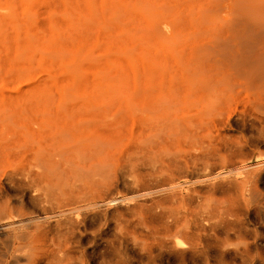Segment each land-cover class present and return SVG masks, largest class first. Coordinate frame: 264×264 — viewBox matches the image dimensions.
Instances as JSON below:
<instances>
[{"label": "bare ground", "instance_id": "bare-ground-1", "mask_svg": "<svg viewBox=\"0 0 264 264\" xmlns=\"http://www.w3.org/2000/svg\"><path fill=\"white\" fill-rule=\"evenodd\" d=\"M231 1L223 20L213 0L147 2L155 11V17L145 19L155 45L186 31V43L203 49L187 46L170 52L169 59L152 60L153 92L142 97L159 117L139 122L133 145L121 152L123 165L112 158L125 132L106 124L100 108L84 116L67 113L53 123H0V264H264V153L253 154L255 162L248 163L252 148L264 149V14L253 10L264 0L248 1L254 7ZM8 2L0 29L7 23L14 36H0V63L6 74L19 75L24 67L16 58L32 60L29 55L36 50L53 57V47L42 49L53 40V20L47 23L48 34L35 37L32 17L12 18ZM202 32L215 38L210 52L202 51L205 38L203 46L197 43L205 37ZM21 37L37 41L23 44ZM204 60L211 65L202 72ZM41 87L26 94L51 92L53 81ZM240 92L246 98L235 120L248 124L250 137L242 144L227 140L220 147L206 143L196 149L185 134L191 132L185 125H195L176 114L181 105H199L196 126L209 124L204 129L210 130L217 102L220 106ZM170 107H176L171 113L177 116H168ZM166 131L172 136L161 137ZM115 164L133 197L110 196L103 170Z\"/></svg>", "mask_w": 264, "mask_h": 264}, {"label": "rangeland", "instance_id": "rangeland-1", "mask_svg": "<svg viewBox=\"0 0 264 264\" xmlns=\"http://www.w3.org/2000/svg\"><path fill=\"white\" fill-rule=\"evenodd\" d=\"M4 1L5 0H0V14L5 16L7 10L3 11L2 9ZM148 1L149 0H9L8 3L15 12L12 18L20 22L24 18L32 17V20H34L33 24L35 23L32 31H34V33H41L36 35L31 32V35H35V37L45 36V33H47V23L53 20V40L47 41L42 48L53 47V57L36 50L29 55L32 56V60H21L16 58V62L24 67L20 70L19 75H13L8 72L6 74L7 68L4 66L5 64L0 63V66L2 65L0 67V123H23L31 125L35 123H53V119L60 118L61 115H66L67 113V115L81 113V116H84V114L88 115V113H93L100 108L99 110L101 112L99 114L106 124H116L125 132L112 158L115 163L117 161V166L118 164L119 166L123 165V159L120 158L121 152L125 147L133 145V140L137 138V136H134L140 125L139 122L141 124L143 122L153 123L156 121V118L159 117L158 110H154L155 108L150 105L149 99L144 96L142 97L144 94H149L150 91L153 92V90H150L149 83L152 60H155L159 56L169 59L171 53L173 55L177 53V49L180 50L183 47L186 48L189 46L188 43H186L188 38L186 31H183V33L172 42L161 46L155 45L151 34L146 28L145 19L155 17V11L152 9L150 3H147ZM213 1L215 3L218 2L220 5L216 4L219 6L217 8L218 13L216 12L217 16L223 14V17L227 15V12H225V10H228V7L226 8L227 2H233L231 0H222V3L223 1L226 3H223V5H225L223 6L220 1ZM248 1L253 2L252 0H243V2ZM256 1H254V3ZM249 2L246 4L248 7L257 6L253 3V5L250 3V5ZM263 3L264 2L261 1L260 5ZM260 5L258 7H260ZM221 7H224V13ZM258 7L253 8V10L259 9L258 11H262L263 9L262 12L264 14V8L260 7V10ZM219 8L221 11H218ZM139 12L143 13L145 18L140 17ZM260 13L261 12H259V14ZM220 17L221 19L219 20H223L222 15ZM76 23L79 24L80 27L76 28ZM44 27L46 31H44ZM36 28H39V31L35 32ZM4 32L6 35H4ZM11 33L13 32L10 30V25L7 23L0 29V36H10L8 40L13 39L14 34L12 35ZM207 33L208 32H202V36L205 37H200L199 41L196 39L198 41L197 43H199L205 38L203 41L205 43L204 46L201 42V45H199L200 47H204V50H202L203 52L205 50L210 52L216 46L215 38L212 41V37H210L212 36L210 35L211 33ZM201 34L199 33L198 37ZM215 35L217 34L213 31V37H216ZM206 38L207 41L205 42ZM216 39L218 38L216 37ZM21 40H23L22 37ZM218 40L221 41V39ZM34 41L37 40L30 38L26 41L24 39L22 43L29 45V43H33ZM11 42L12 41L8 43ZM40 42H42V40ZM197 43L195 45H197ZM212 43H214L215 46ZM190 46L188 48L190 50H193V48L199 49L197 48L198 46H191L192 49ZM202 51H200V53H202ZM206 51L204 53H206ZM196 52L195 50V53ZM200 53L198 52V54ZM40 56L44 57L43 61ZM201 62L208 63L209 61L204 60ZM208 64L207 67H204L202 72H204V70L206 71V68L211 65ZM176 68L174 71H177ZM11 74L12 76H8ZM51 80L53 81V89L51 92L32 93L31 95L28 93L26 94L27 90L30 88L36 86L41 87L42 84ZM163 82L166 83L165 78ZM241 93L242 92L238 94ZM244 95L245 92L240 95L241 97L236 95V97L234 96L231 99L228 98V100L225 101L226 103H221L220 106V102H217L218 104L213 103L218 106H214L217 111H214L216 114L214 112V114L212 113L214 116L212 115L211 118L214 125L210 124L211 127L209 126V128L211 129H208L209 131L204 129L209 124L196 126L200 123L199 118L196 116V112L200 106H194L196 103H193L194 105H181L179 111L176 109L178 112L174 109L176 107H170V109L173 108L175 110L174 112H177L176 114L181 112L178 114V117L184 119L183 122H188L189 120L191 124L195 125L194 127L192 126V128L187 126L188 124L185 125V127L190 128L191 132H186V130H184L185 134L188 133L187 135L190 139L193 138V145L196 149L206 148V143L209 147H211L210 144L220 147L222 146L221 144L227 140H230L228 142L236 141L242 144L244 141L243 138L246 140V138L250 137L249 127L247 123L245 124V127L247 126L246 128L242 127L240 122L235 119H237L236 111L242 108L243 101H245L244 98H246V95L245 97ZM233 98H238L239 101H242L239 102L238 105V99ZM101 103L105 104L100 105ZM192 105L194 106L193 108H191ZM183 108L190 109L186 113L181 111ZM173 109L170 110V112L166 110L167 113H169L168 116H177L174 112L171 113ZM151 110H154L156 115H153ZM219 110H221V112H219ZM191 115L193 117H191ZM154 116L156 118H154ZM186 116L190 117L186 118ZM218 116L222 117L220 118ZM153 118L155 120H153ZM149 119L152 121L150 120L149 122ZM219 120L223 121L219 123ZM53 129L55 133V129L58 130L59 125L55 124ZM129 130H133L134 133L132 137L134 138L128 135ZM167 134L168 131L161 133L160 136L163 138L170 137V132L168 136ZM194 142L196 145L200 144L199 147L196 146ZM187 145L194 147L192 144ZM187 145L185 146L188 147ZM251 150H253L251 155L264 153L263 148H252ZM254 150L256 151L254 152ZM254 162L255 156L248 163ZM105 170H103V176L106 178L104 179L105 181H109H106L107 184L111 183L109 185V194L112 198L121 199L123 196L130 197L131 195L133 197L134 194L128 190V187L122 179L121 173H119L121 169L119 170L116 164L107 166ZM108 177L112 180H109ZM233 242H235V240H233Z\"/></svg>", "mask_w": 264, "mask_h": 264}]
</instances>
